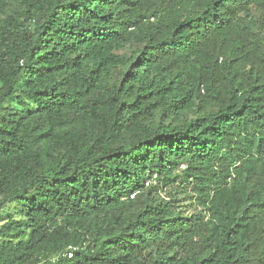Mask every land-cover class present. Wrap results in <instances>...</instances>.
Listing matches in <instances>:
<instances>
[{"label": "trees", "instance_id": "16d2710c", "mask_svg": "<svg viewBox=\"0 0 264 264\" xmlns=\"http://www.w3.org/2000/svg\"><path fill=\"white\" fill-rule=\"evenodd\" d=\"M38 263L264 264V0H0V264Z\"/></svg>", "mask_w": 264, "mask_h": 264}, {"label": "built area", "instance_id": "2783aa9c", "mask_svg": "<svg viewBox=\"0 0 264 264\" xmlns=\"http://www.w3.org/2000/svg\"><path fill=\"white\" fill-rule=\"evenodd\" d=\"M149 184V182H148ZM135 195L132 196V198H134ZM73 251H75V248H72L70 247L69 251L67 253H65L64 255L65 256H68V257H72L73 256ZM38 264H41V263H38Z\"/></svg>", "mask_w": 264, "mask_h": 264}]
</instances>
